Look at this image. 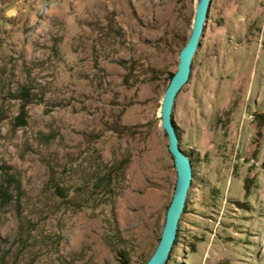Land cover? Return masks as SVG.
Returning <instances> with one entry per match:
<instances>
[{
    "label": "rangeland",
    "instance_id": "obj_1",
    "mask_svg": "<svg viewBox=\"0 0 264 264\" xmlns=\"http://www.w3.org/2000/svg\"><path fill=\"white\" fill-rule=\"evenodd\" d=\"M197 3L0 0V264H145ZM192 64L173 122L194 177L166 264H264V0H211Z\"/></svg>",
    "mask_w": 264,
    "mask_h": 264
},
{
    "label": "water",
    "instance_id": "obj_2",
    "mask_svg": "<svg viewBox=\"0 0 264 264\" xmlns=\"http://www.w3.org/2000/svg\"><path fill=\"white\" fill-rule=\"evenodd\" d=\"M211 0H198L191 34L179 53V62L162 99V126L169 136V150L172 153L177 170V182L172 200L167 208L165 223L159 242L145 264H166L177 239L180 220L186 209L189 190L194 171L190 155L182 149L179 136L173 122V108L176 97L189 80L193 59L201 44V37L208 17Z\"/></svg>",
    "mask_w": 264,
    "mask_h": 264
},
{
    "label": "trees",
    "instance_id": "obj_3",
    "mask_svg": "<svg viewBox=\"0 0 264 264\" xmlns=\"http://www.w3.org/2000/svg\"><path fill=\"white\" fill-rule=\"evenodd\" d=\"M173 74L174 73H172L171 74V77H170V80H171V78H172V76H173ZM22 109H24L23 107H22ZM24 123V122H23ZM177 237H178V235H177ZM177 240V239H176ZM175 243H176V241H175ZM172 252V251H171ZM122 256V260H121V263L122 264H130V261H129V259L125 256V255H121ZM146 263V262H145Z\"/></svg>",
    "mask_w": 264,
    "mask_h": 264
}]
</instances>
